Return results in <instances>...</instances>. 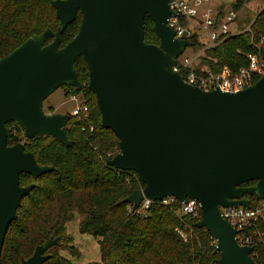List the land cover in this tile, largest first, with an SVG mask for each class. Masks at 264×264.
Here are the masks:
<instances>
[{"label":"water","instance_id":"95a60500","mask_svg":"<svg viewBox=\"0 0 264 264\" xmlns=\"http://www.w3.org/2000/svg\"><path fill=\"white\" fill-rule=\"evenodd\" d=\"M171 0H54L60 26L47 29L0 57V264L6 232L24 196L23 173L35 179L54 170L40 165L23 142L8 144L6 123L24 128L27 138L52 136L70 144L71 115L47 114L44 101L58 88L82 83L75 67L82 56L89 69L101 125L119 139L108 160L134 171L143 187L125 202L139 210L145 199L189 198L201 205L198 227L216 240L218 264H257L254 247L240 245L238 230L220 206L251 207V195L264 200V75L236 92L205 90L174 69L190 39L176 37L168 25ZM81 15L75 36L61 46V34ZM149 15L159 44L145 41ZM51 38L50 42H46ZM255 181L252 186H244ZM60 237L36 247L19 264H43Z\"/></svg>","mask_w":264,"mask_h":264},{"label":"trees","instance_id":"16d2710c","mask_svg":"<svg viewBox=\"0 0 264 264\" xmlns=\"http://www.w3.org/2000/svg\"><path fill=\"white\" fill-rule=\"evenodd\" d=\"M53 1L0 0V57L32 35L58 29L60 21ZM243 3L244 0H238L235 7L240 8ZM80 20L78 14L67 25L61 34V46L75 36ZM144 26L145 41L159 44L149 15ZM249 26V30L231 35L208 50L207 55L215 61L205 59L203 63L215 72L225 66L234 70L247 66L249 60L245 54L255 51V43L264 36V9ZM192 39L194 44L201 45L196 37ZM75 67L82 87L76 90L67 86L70 90L67 94H81L89 113L82 119L71 116L67 127L69 145L52 136L27 138L21 125L14 121L6 123L8 144L23 142L40 165L53 166L54 170L37 179L28 173L20 176L22 186L29 183L36 186L23 197L17 218L6 232L2 264H19L32 256L37 246L51 238L62 239L66 225L77 214L82 216L79 231L92 234L100 246L101 260L87 264H218L220 254L216 252L215 239L205 227L197 225L201 217L179 214L177 202L165 205L155 201L145 209V215L125 202L143 184L134 171L108 164L119 152V139L111 129L101 125L96 96L87 86L88 65L82 56L76 60ZM254 183L249 181L244 185ZM246 197L251 206L262 201L251 195ZM250 232L261 233L253 258L257 264H264V221H257ZM57 245L46 251L50 257L43 264H74L70 259L52 255Z\"/></svg>","mask_w":264,"mask_h":264},{"label":"built area","instance_id":"2783aa9c","mask_svg":"<svg viewBox=\"0 0 264 264\" xmlns=\"http://www.w3.org/2000/svg\"><path fill=\"white\" fill-rule=\"evenodd\" d=\"M247 1L249 0H244V3ZM170 4L174 14L169 18L168 25L174 29L176 37L192 41V38L196 37L201 43L199 51L194 57L184 56L181 59L183 52L177 58L174 69L183 75L186 82L205 90L220 88L222 91L236 92L254 84L264 75V36H261L259 42L255 43V51L245 54L249 60L247 66H241L235 70L225 66L215 72L203 63L205 59L215 61L207 55L208 50L217 47L229 36L250 29L248 26L237 32L233 31L231 25L237 21L240 11V8H236L235 4L226 5L223 0H171ZM202 33H204V37L201 35ZM71 96L73 99L79 97L83 99L80 94L71 93ZM88 113L89 106L83 99L82 103L73 109L71 116L82 119L87 117ZM153 202L155 201L145 199L139 211L148 208ZM161 202L165 205L177 202L179 214H188L194 217L202 215L201 205L195 199L189 198L186 202L180 203L174 197H167ZM220 212L222 217L238 230L236 239L240 245L254 247L260 241L261 233H252L250 230L257 221H264L263 199L250 208L220 206ZM253 252L254 249L251 253L252 256Z\"/></svg>","mask_w":264,"mask_h":264},{"label":"rangeland","instance_id":"374dc122","mask_svg":"<svg viewBox=\"0 0 264 264\" xmlns=\"http://www.w3.org/2000/svg\"><path fill=\"white\" fill-rule=\"evenodd\" d=\"M223 2H225L226 5H230L235 4L236 0H223ZM263 9L264 0H249L243 3L240 7L237 21L231 25L233 31L237 32L242 28H247L256 15ZM201 35L203 37L205 36L204 33ZM50 41L46 40V42ZM198 51L199 45L194 44L193 46H188L182 54L181 59L184 56L194 57ZM67 93H69L67 85L55 90L44 101L43 110L47 114L65 113L71 115L73 109L82 103L84 97L83 99L81 97L73 99L71 94L69 95ZM133 177L135 176L133 175ZM141 187H143V185ZM140 213L145 215L147 212L145 209H141ZM81 220L82 216L77 214L72 221L68 222L65 233L62 239L61 237L59 238L61 241L59 242L58 240L57 248L53 250L52 255H58L60 257L70 259L74 264H87L89 262H98L101 260L100 246L97 239L92 234H83L79 231ZM49 257L50 255L48 258Z\"/></svg>","mask_w":264,"mask_h":264},{"label":"flooded vegetation","instance_id":"af4514ba","mask_svg":"<svg viewBox=\"0 0 264 264\" xmlns=\"http://www.w3.org/2000/svg\"><path fill=\"white\" fill-rule=\"evenodd\" d=\"M255 184V183H254ZM244 186H250V185H244ZM244 197H246V196H244ZM247 198V197H246Z\"/></svg>","mask_w":264,"mask_h":264},{"label":"crops","instance_id":"0c3cea01","mask_svg":"<svg viewBox=\"0 0 264 264\" xmlns=\"http://www.w3.org/2000/svg\"><path fill=\"white\" fill-rule=\"evenodd\" d=\"M242 29H245V28H242Z\"/></svg>","mask_w":264,"mask_h":264}]
</instances>
